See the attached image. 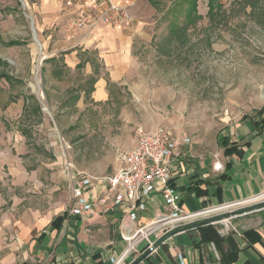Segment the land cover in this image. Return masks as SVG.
Wrapping results in <instances>:
<instances>
[{"label": "rangeland", "instance_id": "obj_1", "mask_svg": "<svg viewBox=\"0 0 264 264\" xmlns=\"http://www.w3.org/2000/svg\"><path fill=\"white\" fill-rule=\"evenodd\" d=\"M28 2L0 0V163L16 158L14 136L24 132L23 162L53 160L69 187L65 163L93 178L109 176L139 126L189 137L195 155L220 149L230 125L264 109V0H219L212 15L208 0H198L200 18L175 35L165 16L171 2H160L156 13L140 0L131 13L145 23L133 72L109 88L106 103L86 98L78 107L50 90L42 59L51 46L35 33Z\"/></svg>", "mask_w": 264, "mask_h": 264}, {"label": "crops", "instance_id": "obj_2", "mask_svg": "<svg viewBox=\"0 0 264 264\" xmlns=\"http://www.w3.org/2000/svg\"><path fill=\"white\" fill-rule=\"evenodd\" d=\"M116 2L132 13L140 0ZM27 5L35 33L47 42V48L51 46L42 62L48 66L50 90L65 92L61 104L69 105L70 97L75 98V107L86 98L106 103L109 88L120 86L133 72L135 39L144 37L145 23L132 15L130 28L73 30L69 25L75 8H66L58 0H29ZM34 40L38 43L35 36ZM88 83L90 92L84 87ZM25 104L27 100L21 104L23 114ZM228 131L214 152L197 151L194 155L191 142V157L172 181L184 210L227 205L264 192V109L245 115ZM14 139L16 158L0 163V183L7 182V189L0 186V264H111L126 246L121 224L136 228L164 211L153 196L133 224L126 218L124 206L104 213L96 202V215L71 216L74 204L62 165L61 172H56L53 160L25 164L24 132L16 133ZM133 146L134 141L128 148ZM215 163L220 170H214ZM61 189L66 190V196L58 198ZM96 195L103 197L100 185L86 193L90 200ZM226 216L232 227L226 237L220 236L219 226H189L154 238L153 251L140 244L122 264H264V203Z\"/></svg>", "mask_w": 264, "mask_h": 264}, {"label": "built area", "instance_id": "obj_3", "mask_svg": "<svg viewBox=\"0 0 264 264\" xmlns=\"http://www.w3.org/2000/svg\"><path fill=\"white\" fill-rule=\"evenodd\" d=\"M64 7L76 12L70 22L73 30L92 29L97 26L130 28L133 23L131 12L116 0H58ZM189 137L173 136L163 127L147 131L139 126L134 132V146L119 155V165L109 176L98 179L90 177L67 162L65 169L69 181L70 200L74 204L71 216L87 217L96 215L95 202L101 212L124 206L126 218L135 223L153 196H157L164 211L159 212L147 223L133 228L121 224V237L126 242L125 249L111 264H122L137 247L145 243L148 251H153L154 238L177 232L197 223L219 226V234L226 237L232 233L228 212L246 209L264 203V192L258 196L227 205L186 211L180 205L181 194L173 184L175 175L183 171L185 161L191 157ZM218 171L221 166L213 165ZM103 189V197L96 195L93 200L86 193L96 186ZM131 224V225H132Z\"/></svg>", "mask_w": 264, "mask_h": 264}, {"label": "trees", "instance_id": "obj_4", "mask_svg": "<svg viewBox=\"0 0 264 264\" xmlns=\"http://www.w3.org/2000/svg\"><path fill=\"white\" fill-rule=\"evenodd\" d=\"M164 1L171 2L170 8L167 9L165 13L167 21H169L167 25L168 33L171 35L179 33L181 29H186L190 24L195 23V21L200 18L196 13V5L198 0H147L149 5L156 11V13L160 12V2ZM218 1L219 0H208L209 15H212L214 13V9L216 10L217 7H219ZM163 7L165 8V5H163ZM17 44L19 43L11 42L9 45L13 46ZM90 90L88 92H90ZM67 102L74 104L75 98L73 100V97H70ZM203 224L205 223H197L195 225Z\"/></svg>", "mask_w": 264, "mask_h": 264}]
</instances>
